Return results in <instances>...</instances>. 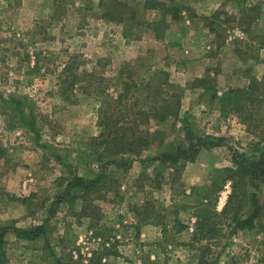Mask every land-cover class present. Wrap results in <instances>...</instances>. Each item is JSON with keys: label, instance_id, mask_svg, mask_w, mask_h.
Here are the masks:
<instances>
[{"label": "rangeland", "instance_id": "obj_1", "mask_svg": "<svg viewBox=\"0 0 264 264\" xmlns=\"http://www.w3.org/2000/svg\"><path fill=\"white\" fill-rule=\"evenodd\" d=\"M114 1L0 0V226L40 228L4 234L6 264H264V175L236 177L221 213L223 168L264 154V101L244 121L225 97L264 76V0ZM135 58L168 73L179 110L142 127L159 149L111 157L91 142L101 91ZM181 150L192 159L163 160ZM100 168L115 187L92 220L64 187ZM252 197L260 216L234 230Z\"/></svg>", "mask_w": 264, "mask_h": 264}, {"label": "trees", "instance_id": "obj_2", "mask_svg": "<svg viewBox=\"0 0 264 264\" xmlns=\"http://www.w3.org/2000/svg\"><path fill=\"white\" fill-rule=\"evenodd\" d=\"M114 2L112 0L113 4ZM172 18H175L173 13ZM211 24L206 25L210 26V30L213 31L214 28ZM261 45V48H264V42ZM123 65L126 68L127 76L123 82L121 91L115 97L104 93V90L101 91L104 98L98 110L100 130L96 136L91 138V142L96 147H101L102 151L111 157L126 153L139 154L143 150L151 151L159 149V144L152 146L153 137L159 135L157 133L159 132L158 128L150 130L149 128L145 129L142 127L149 125L157 127L171 117L176 116L180 105V94L174 90L165 88L169 83L167 72L164 70H153L148 63H142L141 59L137 58L124 62ZM225 97L228 103L231 104L232 111L238 113L242 120H253L251 105L254 103L261 104L264 101V76L259 80L255 77L250 78L249 84L245 88H230ZM262 120H264L263 117ZM187 127L188 125L185 123L184 128L187 129ZM180 158L183 163L192 159V157L185 155V151L181 150L176 156L164 154L163 160L168 161L170 165H175ZM260 158L258 162H254L241 156L240 160L235 161L236 164L233 168H223L222 173H225L223 181L227 180L231 182V192L221 213L226 212L228 204L234 196L236 185L233 181L236 177H244L250 172V177L257 172H261L264 175V154ZM114 187V179H111L104 172L103 168H100L93 178L73 175L67 181L64 192L68 194L71 190H77L75 194H72L71 198H77L81 201L82 215L92 220H99L101 219L100 215H97L99 207L93 201L96 198H104L105 194ZM113 193L116 195L117 192L114 191ZM61 200V195H58L52 204L56 206ZM249 201L252 203L253 208L247 216L242 218L238 217L237 214L233 215L234 230L253 228L255 220L260 216V206L253 197ZM198 216L199 213L197 214ZM144 219L147 220V218ZM9 230H12L19 238L33 239L38 232L33 236H30V233L40 230V228L23 229L12 225L0 226V264L7 263L3 248V244L5 243L3 237ZM106 237L111 238L112 236L106 235ZM109 252L106 251L105 253L110 254ZM199 258L194 264H209L207 261Z\"/></svg>", "mask_w": 264, "mask_h": 264}]
</instances>
